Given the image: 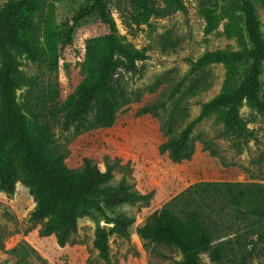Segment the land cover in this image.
Wrapping results in <instances>:
<instances>
[{
  "label": "rangeland",
  "instance_id": "1",
  "mask_svg": "<svg viewBox=\"0 0 264 264\" xmlns=\"http://www.w3.org/2000/svg\"><path fill=\"white\" fill-rule=\"evenodd\" d=\"M8 1L0 0V8ZM31 1L33 24L21 31L27 47L18 53L20 69L28 82L17 92L28 115L27 128L35 134V118L28 107L34 92L55 82V98L62 102L75 91L85 70H90L96 81L102 60L109 54V29L92 8L91 0ZM233 1L184 0L186 12L153 17L150 25L130 27L126 21L132 9L130 0H109L124 41L149 47V58L140 63L142 70L127 75L132 78L130 89L140 92L141 97L118 111L112 127L76 131L64 129L60 120L53 122V145L65 153L64 162L71 168L81 167L85 157L92 158L102 170L113 164L109 185L125 180L134 190L151 193L149 202L115 207L117 213L135 220L128 236L111 233L110 260H105L94 244L95 230L99 222L109 224L106 229L112 223L81 217L75 242L61 246L54 234H40L42 222L31 217L37 202L29 188L18 182L13 194L0 190V264H181L182 253L177 247L146 240L138 232L155 210L201 182L264 184V115L247 103L240 109L248 130L244 138L230 132L214 112L194 127L196 150L192 158L174 161L159 149L169 135L178 134L200 114L206 102L223 91L228 70L225 64L214 62L196 71L191 68L208 53L240 48L237 39L225 33L226 20L208 30L202 14L204 6L220 11ZM255 3L264 33V7ZM164 39L168 40L166 44L162 43ZM36 47L43 56H53L57 62L54 69L47 61L31 58ZM182 80L180 90L170 96ZM262 81L264 88V64ZM152 101L164 104L155 112L137 114L141 106ZM177 109L180 116L173 122ZM170 121L173 129L167 133L164 124ZM218 221L227 228L221 229L213 244L221 245L224 255L221 261H213L208 252H203L204 264H264V218L238 214L234 205H228Z\"/></svg>",
  "mask_w": 264,
  "mask_h": 264
},
{
  "label": "trees",
  "instance_id": "2",
  "mask_svg": "<svg viewBox=\"0 0 264 264\" xmlns=\"http://www.w3.org/2000/svg\"><path fill=\"white\" fill-rule=\"evenodd\" d=\"M92 8L109 29V54L102 60L98 79L90 70L75 91L65 101L55 98L57 84L48 83L34 92L28 104L35 118L36 133L27 128V117L19 99L18 89L28 78L20 69L18 53L27 47L21 31L33 24L31 0H10L0 8V190L13 194L18 182L29 188L37 204L32 219L42 222L41 235L54 234L61 246L75 242L79 219L92 216L113 225L105 229L96 226L94 244L100 256L110 260L109 237L114 231L128 236L134 218L117 213L115 207L123 203L149 202L151 193H140L121 180L109 185L114 165L105 170L90 157L83 165L71 168L64 162L65 153L54 147L53 122L61 121L64 129L76 131L94 127H112L121 108L139 101L141 93L130 89L128 83L142 68L140 63L149 58L148 46L136 47L125 42L111 14L109 0H91ZM256 1L264 7V0H236L217 11L209 6L202 8L208 30L216 29L226 20L225 33L235 37L238 49H224L206 54L194 62L191 71L210 63L227 66L223 91L203 105L200 114L176 135H169L159 149L167 152L174 161L192 158L196 146L192 133L196 124L206 116L218 112L226 128L238 137L247 134V125L240 109L247 103L264 115L262 67L264 64V33ZM132 9L127 25L141 27L151 24L153 17H165L178 11L186 12L184 0H130ZM167 39L163 40L166 44ZM164 47L166 45H163ZM34 61H47L50 68L57 65L50 54L42 55L36 47L30 54ZM183 85L180 81L170 96ZM163 102L152 101L141 106L137 114L155 112ZM61 111L62 114L60 113ZM62 119H59V115ZM173 113V122L180 116ZM166 132L173 129L172 121L164 124ZM228 205H234L238 214L250 213L264 218V184L233 182H201L183 191L171 202L155 210L147 221L138 227L146 240L177 247L182 253L181 264H204L203 252L213 261H221L224 248L214 240L227 228L219 224L218 216ZM43 262L40 255L37 256Z\"/></svg>",
  "mask_w": 264,
  "mask_h": 264
},
{
  "label": "water",
  "instance_id": "3",
  "mask_svg": "<svg viewBox=\"0 0 264 264\" xmlns=\"http://www.w3.org/2000/svg\"><path fill=\"white\" fill-rule=\"evenodd\" d=\"M107 226H109V224H104L103 225V227L106 229L107 228Z\"/></svg>",
  "mask_w": 264,
  "mask_h": 264
}]
</instances>
